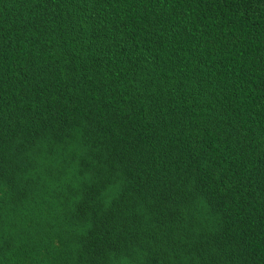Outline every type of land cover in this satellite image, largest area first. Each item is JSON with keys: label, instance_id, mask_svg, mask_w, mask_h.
I'll return each instance as SVG.
<instances>
[{"label": "trees", "instance_id": "1", "mask_svg": "<svg viewBox=\"0 0 264 264\" xmlns=\"http://www.w3.org/2000/svg\"><path fill=\"white\" fill-rule=\"evenodd\" d=\"M0 264H264V0H0Z\"/></svg>", "mask_w": 264, "mask_h": 264}]
</instances>
